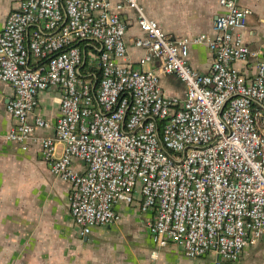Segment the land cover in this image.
Instances as JSON below:
<instances>
[{
    "label": "built area",
    "instance_id": "1",
    "mask_svg": "<svg viewBox=\"0 0 264 264\" xmlns=\"http://www.w3.org/2000/svg\"><path fill=\"white\" fill-rule=\"evenodd\" d=\"M219 3L213 34L192 39L166 34L139 0H22L8 16L0 81L14 89L16 126L7 139L23 150L38 143L52 174L70 184L82 238L118 222L116 205L138 194L140 211L154 214V244L179 245L190 259L236 262L263 237L264 50L244 40L250 12L235 0ZM126 9L141 32L136 65ZM192 44L212 53L207 72L190 66ZM163 75L181 81L183 100L166 95ZM50 88L62 93L56 139H39L48 124L30 117Z\"/></svg>",
    "mask_w": 264,
    "mask_h": 264
},
{
    "label": "crops",
    "instance_id": "2",
    "mask_svg": "<svg viewBox=\"0 0 264 264\" xmlns=\"http://www.w3.org/2000/svg\"><path fill=\"white\" fill-rule=\"evenodd\" d=\"M21 1L0 0V32ZM235 1L250 12L243 31L246 44L253 51L264 50V0ZM139 2L147 15L175 39L212 35L221 10L219 0ZM124 18L128 23L129 58L136 65L144 54L134 46L141 32L132 11L126 9ZM188 60L194 70L204 73L213 56L207 47L192 44ZM161 85L167 96L184 99L185 86L176 76L163 75ZM61 94L57 88L39 94L30 122L41 117L48 127L37 130V138L56 139ZM13 97V87L0 81V264H216L213 255L190 259L179 245L159 248L154 244L147 226L154 214L140 211V194L133 204L116 205L118 222L96 227L82 238L71 215L70 184L52 174L38 143L23 150L7 139L16 126L8 112ZM63 149V144H56V157H61ZM73 167L79 173L86 171L81 160H75ZM224 264H264V235L257 245L244 250L240 260Z\"/></svg>",
    "mask_w": 264,
    "mask_h": 264
}]
</instances>
